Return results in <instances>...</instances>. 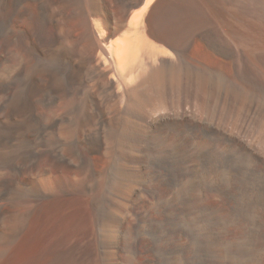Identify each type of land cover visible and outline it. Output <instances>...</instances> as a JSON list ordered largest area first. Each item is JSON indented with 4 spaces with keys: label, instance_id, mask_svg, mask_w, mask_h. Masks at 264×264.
Returning a JSON list of instances; mask_svg holds the SVG:
<instances>
[{
    "label": "bare ground",
    "instance_id": "obj_1",
    "mask_svg": "<svg viewBox=\"0 0 264 264\" xmlns=\"http://www.w3.org/2000/svg\"><path fill=\"white\" fill-rule=\"evenodd\" d=\"M263 10L0 0V254L81 196L35 264H264Z\"/></svg>",
    "mask_w": 264,
    "mask_h": 264
},
{
    "label": "rangeland",
    "instance_id": "obj_2",
    "mask_svg": "<svg viewBox=\"0 0 264 264\" xmlns=\"http://www.w3.org/2000/svg\"><path fill=\"white\" fill-rule=\"evenodd\" d=\"M247 1L253 2L257 8L264 9V0ZM43 165L44 161H41L38 167ZM26 172L28 171L23 170L21 176H25ZM11 174V170L6 168L0 170L1 176L9 177ZM0 205H3L2 210L6 209L3 217L0 218L1 233L5 226H9V221L6 219L9 215L8 200L3 194L0 195ZM89 217V209L83 197L62 198L48 212L30 221L28 226L31 228L28 235L26 234L22 239L20 237L6 253L0 254V264H35L52 245L77 232L82 226H88ZM136 259H139L136 264L140 263V257L137 256Z\"/></svg>",
    "mask_w": 264,
    "mask_h": 264
}]
</instances>
